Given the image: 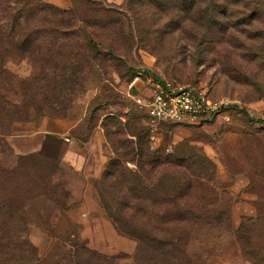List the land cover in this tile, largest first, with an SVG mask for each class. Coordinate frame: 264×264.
Returning a JSON list of instances; mask_svg holds the SVG:
<instances>
[{
    "label": "rangeland",
    "instance_id": "374dc122",
    "mask_svg": "<svg viewBox=\"0 0 264 264\" xmlns=\"http://www.w3.org/2000/svg\"><path fill=\"white\" fill-rule=\"evenodd\" d=\"M138 69L230 101L229 121L151 124L123 94ZM73 121L57 149L10 138ZM94 129L115 161L100 180L65 158ZM250 216L263 255L264 0H0V264H159L151 233L177 229L191 264H252L235 234Z\"/></svg>",
    "mask_w": 264,
    "mask_h": 264
},
{
    "label": "built area",
    "instance_id": "2783aa9c",
    "mask_svg": "<svg viewBox=\"0 0 264 264\" xmlns=\"http://www.w3.org/2000/svg\"><path fill=\"white\" fill-rule=\"evenodd\" d=\"M143 77L147 90L144 93L133 92ZM123 94L138 105L151 124H194L210 120L227 122L231 116L230 101L213 97L194 85L181 84L172 76L154 78L142 69H138L126 83Z\"/></svg>",
    "mask_w": 264,
    "mask_h": 264
},
{
    "label": "trees",
    "instance_id": "16d2710c",
    "mask_svg": "<svg viewBox=\"0 0 264 264\" xmlns=\"http://www.w3.org/2000/svg\"><path fill=\"white\" fill-rule=\"evenodd\" d=\"M136 71H135V73H136ZM154 78H156V77H154ZM113 162H115V161H111L109 164L107 163L108 166H105L106 168H104L102 175L100 176V178L98 180H100L101 178H105L106 176H114L115 175V171L110 170L111 165H113L111 163H113ZM98 180H97V182H98ZM135 184H140L142 186V178L140 175H137V181L135 182ZM159 185H160V189H161L160 192L163 193V190L166 189L163 186V181ZM172 185H173V183H171L169 186H172ZM98 192H99V187H98ZM135 192H136L135 195L137 196L136 198H140V196L144 197V194L146 195L149 191H146V192L142 191L141 192V190L137 189ZM152 192L156 193L155 189H153ZM166 197H168V196L165 195L164 198H166ZM169 197L171 199L170 195H169ZM100 204L103 207V209L105 210V214H107L109 217H111V219L114 221L117 229H119V230L125 232L126 234H129L130 236H133L136 238L137 250L138 251L145 250L147 247V243H148V237H150L149 232H146L144 230V228L142 227V225H140V224L137 225V223H135V222L132 223L131 221H127L126 219H123L121 216L119 218V214L123 213L122 209L120 207L112 208L110 205H108L105 202L102 194H100ZM129 205H130V203H128V202L124 203V207H126L128 209L131 207ZM8 207H9V209H11L10 217L13 218V215L19 213V211H13L12 208L10 207V205ZM159 208H160V210H162L161 207H159ZM133 209H134V211H136L137 207H133ZM167 211L172 212L174 214L175 218H185L184 216H186V213L192 214V212L189 208L180 207L179 205H176L175 207L172 206L171 210H167ZM18 219H21V217ZM258 220H260V219L257 217H254V216L243 218V220L240 222L238 227L235 229V234L239 240L240 247L242 248V251L244 252V254L247 255L248 258L251 260L252 264H260V263L264 262V252H263V255L259 253L258 248H261V246L255 241V239L253 237V233L255 231L253 230V228H251L252 227L251 225L254 226V224H256L257 222L260 223V221H258ZM15 222H19L20 224H23L24 226H26V221L17 220ZM159 224L160 223H157L158 228H159ZM159 230H161V229L159 228ZM155 233L157 234V236L154 235L153 233H151V235L153 236V240L155 241V244L152 246V248L155 252V256H157L160 260L157 263H159V264H191V261L185 252L186 245H187L186 240H185L184 235L182 234V232L180 230L179 231H178V229L177 230H171L167 233H163L162 235H159L157 233V231H155Z\"/></svg>",
    "mask_w": 264,
    "mask_h": 264
},
{
    "label": "crops",
    "instance_id": "0c3cea01",
    "mask_svg": "<svg viewBox=\"0 0 264 264\" xmlns=\"http://www.w3.org/2000/svg\"><path fill=\"white\" fill-rule=\"evenodd\" d=\"M146 90L147 86L143 77V79H140L135 85L132 91L135 93H144ZM77 123L78 121H73L59 127H51L40 124L36 128L30 127V129L26 130L25 133L20 132L17 135L14 133L10 136V138H14L16 141V138H21V136H24L28 143L29 141L31 142L29 144L30 150L32 151H45L51 147L57 149L62 144V140H65L66 138L68 139V137L65 135L67 131L73 128ZM83 145L84 146L80 145V151H77L71 144L69 146L70 148L68 153L65 155V158L72 161V165L83 178L96 179L101 175L102 170L106 166L109 159L100 130L94 129L89 137V141L84 142ZM90 145H92L90 154L83 156V148H90ZM14 146L17 145L14 143ZM72 153H75L73 160L70 158V154Z\"/></svg>",
    "mask_w": 264,
    "mask_h": 264
}]
</instances>
